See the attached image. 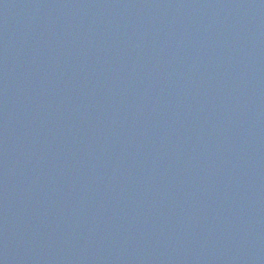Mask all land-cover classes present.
<instances>
[{"label":"water","instance_id":"obj_1","mask_svg":"<svg viewBox=\"0 0 264 264\" xmlns=\"http://www.w3.org/2000/svg\"><path fill=\"white\" fill-rule=\"evenodd\" d=\"M0 264H264V0H0Z\"/></svg>","mask_w":264,"mask_h":264}]
</instances>
